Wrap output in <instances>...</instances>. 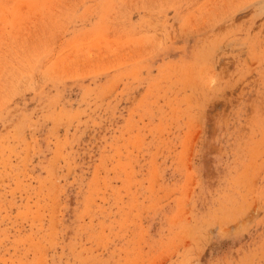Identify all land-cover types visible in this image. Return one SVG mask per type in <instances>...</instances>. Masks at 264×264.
Returning <instances> with one entry per match:
<instances>
[{"label": "rangeland", "instance_id": "1", "mask_svg": "<svg viewBox=\"0 0 264 264\" xmlns=\"http://www.w3.org/2000/svg\"><path fill=\"white\" fill-rule=\"evenodd\" d=\"M0 264H264V0H0Z\"/></svg>", "mask_w": 264, "mask_h": 264}]
</instances>
